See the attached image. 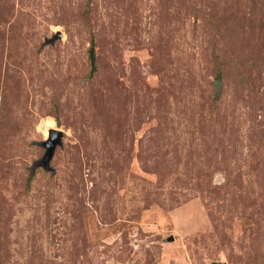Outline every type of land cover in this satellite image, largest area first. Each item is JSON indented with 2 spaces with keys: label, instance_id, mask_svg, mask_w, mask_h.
Instances as JSON below:
<instances>
[{
  "label": "rangeland",
  "instance_id": "1",
  "mask_svg": "<svg viewBox=\"0 0 264 264\" xmlns=\"http://www.w3.org/2000/svg\"><path fill=\"white\" fill-rule=\"evenodd\" d=\"M217 263L264 264V0H0V264Z\"/></svg>",
  "mask_w": 264,
  "mask_h": 264
},
{
  "label": "water",
  "instance_id": "2",
  "mask_svg": "<svg viewBox=\"0 0 264 264\" xmlns=\"http://www.w3.org/2000/svg\"><path fill=\"white\" fill-rule=\"evenodd\" d=\"M91 63L93 72L96 70L95 65V50L93 49L91 52ZM62 144V134L59 131H51L48 139L44 141L43 146L46 148L47 152L45 158L43 159V166L48 168L50 166L51 161L54 158L56 149L59 145ZM224 264V263H217Z\"/></svg>",
  "mask_w": 264,
  "mask_h": 264
}]
</instances>
